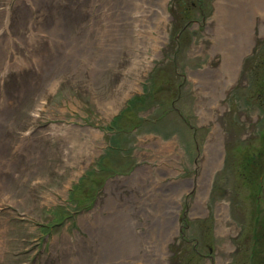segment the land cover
Segmentation results:
<instances>
[{
	"label": "rangeland",
	"instance_id": "1",
	"mask_svg": "<svg viewBox=\"0 0 264 264\" xmlns=\"http://www.w3.org/2000/svg\"><path fill=\"white\" fill-rule=\"evenodd\" d=\"M120 1L0 0V264H94L104 240L82 218L109 201L144 234L155 197L132 184L142 169L176 185L161 264H264V9L248 5L264 0H221L217 16V0H167L154 53L115 37V20L131 28L111 14ZM239 21L251 41L225 83L222 54L240 39L221 23Z\"/></svg>",
	"mask_w": 264,
	"mask_h": 264
},
{
	"label": "bare ground",
	"instance_id": "2",
	"mask_svg": "<svg viewBox=\"0 0 264 264\" xmlns=\"http://www.w3.org/2000/svg\"><path fill=\"white\" fill-rule=\"evenodd\" d=\"M25 1L30 2V0ZM94 1L97 2L98 0ZM166 1L167 0H121L118 4H115L111 7L113 8L111 10L112 16H119L121 20L127 22L125 25L131 27L130 30L124 31L123 24H118L117 20H115V22L110 26L115 30V37H124L125 45L129 48L135 50L143 49L146 51L148 47H151L149 49L152 53H154L156 51V44L159 38L164 34V22L167 17L163 6ZM106 2H108V11V7L110 8L109 0H106ZM248 5L253 10L254 7H257L258 9L263 7L264 9L263 5L258 7L252 2ZM220 6L221 8L223 7L222 1L217 0V13L215 16H217L221 11ZM243 6L244 5H241L240 8L237 9L243 12ZM1 12L2 10H0V27H5L7 24V18L3 17ZM230 23H232V21ZM221 24L224 32H236L239 34L238 39H240L239 48L236 47V51L233 47L229 46V43H227L228 46L224 50L227 52L222 54L220 72L224 77L223 81L227 83L232 79V76L237 68V63L240 57L245 53V50L251 41V36L248 33L251 31V24L245 23L244 21H239L237 24ZM55 30L56 27L53 26L49 32L53 34ZM107 37H109L108 32L105 34L104 40H106ZM87 45L88 44L86 42H83L79 49H85ZM74 49L75 47L72 44L71 47L66 49V55L69 56L72 54ZM4 63L7 67V62L5 61ZM194 82L198 84L200 82V77H195ZM220 84H223L222 81H219L218 86H220ZM218 86L214 89L216 92L217 106H219L218 99L220 97V91H217ZM159 144L160 146L157 153L171 154L175 152V147L171 144V142L159 141ZM149 156L154 159L157 155L149 154ZM161 171L164 172V169H161ZM146 181L150 182V188L149 190L143 192L141 198L143 200L146 199L147 195L151 192V195H154L155 200L152 202L154 208L142 211L140 214L145 220L151 221V224L147 225V229L144 234L136 235L132 232V228L137 223V220H135V217L132 215L124 216L122 213L116 215L114 209L117 205L112 201L106 202L102 206V210L106 212L105 216L100 213L99 215H95L93 219L89 218L88 215L82 218L83 221H91L88 223V231L92 241L98 242L100 239L104 240L103 243H98V245L94 247L93 252L90 254V258H93L94 264L103 259L104 255L118 257L114 262L120 264H125L123 262L128 260H134L138 264L162 263L166 242L174 234V214L172 210L178 203L176 196L170 194L166 196V191H173V189L176 188V185L169 184L167 186H159L156 181L150 178L149 169L139 170L135 174V180H133L132 184L137 185V187L142 190L146 185ZM203 199L204 193L201 196H198L197 205L202 204ZM148 205V203H141L140 207H148ZM197 208H199V206H197ZM90 223L91 225L89 226ZM118 230H121L122 233L129 235V239L121 240V243H115L112 241L115 236L119 235ZM102 235L105 238L108 237V239L105 240ZM105 245H110L113 249L108 247L110 250L106 251L104 247ZM107 263L113 264V262ZM80 264H89V261L85 257ZM131 264H135V262H132Z\"/></svg>",
	"mask_w": 264,
	"mask_h": 264
},
{
	"label": "trees",
	"instance_id": "3",
	"mask_svg": "<svg viewBox=\"0 0 264 264\" xmlns=\"http://www.w3.org/2000/svg\"><path fill=\"white\" fill-rule=\"evenodd\" d=\"M259 237H261L262 239H263V237L262 236H259ZM260 245H262V243H260ZM262 247V246H261ZM260 253V252H259ZM257 257H259V256H257ZM256 257V258H257ZM256 258H255V260H256ZM255 260H254V262L252 263V264H261V261L259 260V261H257L256 263H255Z\"/></svg>",
	"mask_w": 264,
	"mask_h": 264
}]
</instances>
